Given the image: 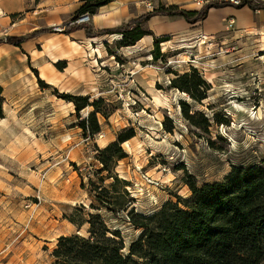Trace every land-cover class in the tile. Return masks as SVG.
Returning a JSON list of instances; mask_svg holds the SVG:
<instances>
[{
	"label": "rangeland",
	"instance_id": "374dc122",
	"mask_svg": "<svg viewBox=\"0 0 264 264\" xmlns=\"http://www.w3.org/2000/svg\"><path fill=\"white\" fill-rule=\"evenodd\" d=\"M43 1L0 11V264H56L59 239L88 236L90 214L120 231L128 249L141 230L126 222L127 212L92 209L99 205L98 188L149 216L167 202L184 208L178 198L192 197L190 177L202 187L224 181L234 166L264 161L263 31L236 33L227 22L216 33L204 22L176 25L160 37L167 39L159 50L154 35L150 47L131 49L118 45L119 34L91 41L55 32L75 13L45 9ZM148 1L153 10L199 8L190 6L196 0H140V7L148 10ZM91 25L81 26L94 30ZM41 29L53 33L22 48L2 42ZM186 74L204 82L194 92L204 100L178 88ZM62 94L98 102L101 132L86 136L79 123L95 108L78 112ZM186 110L196 114L193 121ZM204 119L208 131L199 127ZM132 134L122 144L127 157L112 163V155L105 156L111 170L100 173V152Z\"/></svg>",
	"mask_w": 264,
	"mask_h": 264
},
{
	"label": "trees",
	"instance_id": "16d2710c",
	"mask_svg": "<svg viewBox=\"0 0 264 264\" xmlns=\"http://www.w3.org/2000/svg\"><path fill=\"white\" fill-rule=\"evenodd\" d=\"M113 1L83 0L72 20L82 14L94 17L102 7ZM229 6L232 5L227 2H210L199 11H189L179 6L163 7L118 28L94 31L88 27L75 26L67 28L64 33L71 34L85 29L87 38L119 34L122 40L118 45L132 47L144 37L152 35L150 31L142 28L152 17H181L187 23L195 25L204 22L211 9ZM246 6L253 11L264 10V2L253 1H245L237 8ZM47 33H53V29H41L25 37L9 36L2 42L22 48L27 40ZM166 39L157 38L154 42L156 49L159 50V44ZM152 55L159 59L155 52ZM33 72L39 78L38 71L33 69ZM177 80L182 82V85L178 86L179 89L189 93L197 101L205 99L204 95H194L195 91L206 86L201 79L197 82L189 79L186 74ZM39 83L44 88L50 87L40 79ZM60 98L73 103L78 112L87 107H94L95 111L82 120L79 126L86 136L101 132L97 118L98 102L90 104L88 97L69 94H62ZM185 113L189 121L194 120L196 114L190 115L188 110ZM199 127L208 131L210 124L204 119ZM133 136H119L115 143L100 152L103 164L100 173L111 170L110 162L105 156L111 154L112 163L127 157L122 144ZM110 177L120 182L124 188L129 185V182L120 181L117 176ZM187 185L192 197L184 200L178 198L184 208H180L179 204L167 202L149 216L135 214L134 209L129 210L128 205L120 204L117 198L112 197L110 190L98 188L94 197L99 205L93 204L91 208H105L115 216L121 211L127 212L126 222L141 230L140 236L127 249L120 231H111L101 214H90L87 221L90 227L88 236L72 235L59 239L58 247L53 253L56 264H264V161L247 167L234 166L225 180L219 183L198 187L196 179L190 177ZM112 188H115L114 185Z\"/></svg>",
	"mask_w": 264,
	"mask_h": 264
},
{
	"label": "crops",
	"instance_id": "0c3cea01",
	"mask_svg": "<svg viewBox=\"0 0 264 264\" xmlns=\"http://www.w3.org/2000/svg\"><path fill=\"white\" fill-rule=\"evenodd\" d=\"M139 1L140 0H114L111 4L102 7L93 17L91 25L92 28H94L95 31L118 28L124 24H127L131 20L138 19L141 16L153 11L145 10L143 7H140ZM180 1L181 0H174V3L178 5ZM43 2L44 3H40V6L43 8H52L67 15L70 13V11H74L75 13L82 4L81 0H44ZM27 5L28 0H0V11L11 13L15 12L17 10L16 8L19 6L26 7ZM194 5L197 6L195 3H192L190 6ZM186 10L199 11L200 7L186 8ZM230 17L234 18L235 20L236 33H248L252 30H260L264 32V10L253 11L247 6L241 9L233 6L221 9L213 8L209 11L208 18L204 21V24L208 25L207 28L209 33H216L225 28L224 23ZM198 24L199 23L195 25ZM146 25L148 27L147 30L150 31L152 35L144 37L135 46L130 47L131 49H139L143 46L150 47L154 42L153 35L156 38H160L162 35H168L169 31H174V29H176V25L184 26L185 29L188 26H194L187 23L181 17L168 16L152 17L146 22ZM75 34L78 35L79 38L87 37L85 29H79L71 33L72 36ZM99 38L100 37L90 38V40L94 41Z\"/></svg>",
	"mask_w": 264,
	"mask_h": 264
},
{
	"label": "built area",
	"instance_id": "2783aa9c",
	"mask_svg": "<svg viewBox=\"0 0 264 264\" xmlns=\"http://www.w3.org/2000/svg\"><path fill=\"white\" fill-rule=\"evenodd\" d=\"M245 1L264 2V0H196L195 4L198 5L200 8H202L203 6H205L206 4H208L210 2H214V3L227 2V3H230L233 7H238ZM144 5L148 10L154 9L152 1L144 2ZM91 22H92L91 15L82 14L76 20H72L71 22L67 23L62 29L61 28H54V31L63 33L67 28L86 25V24H90ZM226 22L228 25V29L230 31L235 30L234 18L230 17L226 20Z\"/></svg>",
	"mask_w": 264,
	"mask_h": 264
},
{
	"label": "bare ground",
	"instance_id": "6f19581e",
	"mask_svg": "<svg viewBox=\"0 0 264 264\" xmlns=\"http://www.w3.org/2000/svg\"><path fill=\"white\" fill-rule=\"evenodd\" d=\"M93 40V39H92ZM70 104H72V103H70Z\"/></svg>",
	"mask_w": 264,
	"mask_h": 264
}]
</instances>
